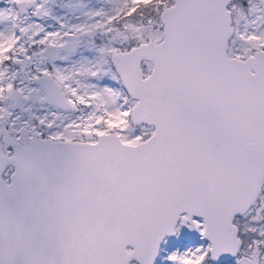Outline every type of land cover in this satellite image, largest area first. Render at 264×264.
<instances>
[{
  "label": "snow or ice",
  "instance_id": "6c2138e0",
  "mask_svg": "<svg viewBox=\"0 0 264 264\" xmlns=\"http://www.w3.org/2000/svg\"><path fill=\"white\" fill-rule=\"evenodd\" d=\"M0 264H264V0H0Z\"/></svg>",
  "mask_w": 264,
  "mask_h": 264
}]
</instances>
